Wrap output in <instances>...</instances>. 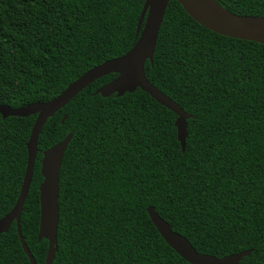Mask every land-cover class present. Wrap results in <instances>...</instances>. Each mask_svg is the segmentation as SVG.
I'll return each mask as SVG.
<instances>
[{"label":"trees","instance_id":"trees-1","mask_svg":"<svg viewBox=\"0 0 264 264\" xmlns=\"http://www.w3.org/2000/svg\"><path fill=\"white\" fill-rule=\"evenodd\" d=\"M145 1L0 0V105L51 101L125 55L138 40ZM215 1L264 17V0ZM146 76L191 115L186 151L177 115L144 91L95 95L117 74L87 87L39 137L21 217L37 264L48 252V241H38L41 162L69 134L53 264H190L162 238L149 206L199 253L252 250L240 264H264V45L214 33L171 0ZM36 118L0 114V219L19 198ZM0 264H31L16 222L0 235Z\"/></svg>","mask_w":264,"mask_h":264},{"label":"water","instance_id":"water-1","mask_svg":"<svg viewBox=\"0 0 264 264\" xmlns=\"http://www.w3.org/2000/svg\"><path fill=\"white\" fill-rule=\"evenodd\" d=\"M170 1L146 0L137 25L138 40L133 48L119 58L108 60L92 68L70 84L56 98L48 102L33 103L19 108L0 105V114L4 119L8 117L26 118L37 115L27 144L28 163L19 198L14 208L0 219V235L7 233L12 224L16 222L23 250L31 264H37V262L23 237L21 217L33 180L39 153V137L48 119L66 107L95 81L110 74H117L115 79L100 87L95 92V95L108 98L117 94L120 97L140 89L159 104L173 111L177 115L175 125L178 130V139L182 151H186V140L188 138L187 120L191 118V115L152 84L146 76V63H153L160 30ZM177 1L195 22L208 30L222 36L253 41L264 45V17L236 15L223 8L215 0ZM65 119L66 116L63 118L62 123H64ZM72 137L73 135L69 134L63 141L45 151L41 162L43 182L39 188L40 227L38 241L41 242L43 239L48 241L46 264L54 263L58 250L60 172ZM147 212L165 242L190 264H240L245 257H249L253 252L252 250H247L223 258L201 254L186 237L175 232L170 223L163 219L153 206H149Z\"/></svg>","mask_w":264,"mask_h":264}]
</instances>
